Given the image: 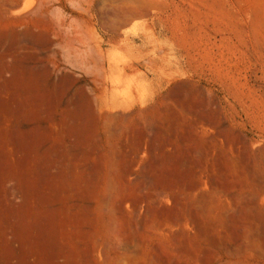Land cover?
I'll use <instances>...</instances> for the list:
<instances>
[{"label":"rangeland","instance_id":"obj_1","mask_svg":"<svg viewBox=\"0 0 264 264\" xmlns=\"http://www.w3.org/2000/svg\"><path fill=\"white\" fill-rule=\"evenodd\" d=\"M0 264H264V0H0Z\"/></svg>","mask_w":264,"mask_h":264},{"label":"bare ground","instance_id":"obj_2","mask_svg":"<svg viewBox=\"0 0 264 264\" xmlns=\"http://www.w3.org/2000/svg\"><path fill=\"white\" fill-rule=\"evenodd\" d=\"M114 12V11H113ZM115 14V13H114ZM114 70V69H113ZM121 70V69H120ZM118 71V70H117ZM121 73V72H120Z\"/></svg>","mask_w":264,"mask_h":264}]
</instances>
